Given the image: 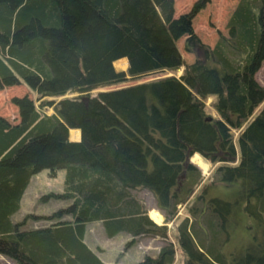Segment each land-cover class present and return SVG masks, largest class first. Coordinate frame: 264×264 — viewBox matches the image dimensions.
Masks as SVG:
<instances>
[{"label":"trees","instance_id":"trees-1","mask_svg":"<svg viewBox=\"0 0 264 264\" xmlns=\"http://www.w3.org/2000/svg\"><path fill=\"white\" fill-rule=\"evenodd\" d=\"M208 2L175 16L173 0H0V90L24 85L32 95L11 97L13 120L0 115V255L12 264H105L84 241L85 225L100 221L106 237L126 233L128 244L145 235L165 240L155 256L129 264H264V87L255 79L264 60V0H238L227 36L211 49L192 27ZM78 8L83 21L73 19ZM181 37L200 55L179 76L90 95L175 71ZM121 58L126 71L113 67ZM63 126L78 129L79 141L69 146ZM70 147L79 158L58 162ZM194 154L216 164L211 182L190 162ZM43 169L51 176L64 169L63 190L52 196L69 203L26 216L49 223L24 229L25 219L10 217ZM234 181L240 192L232 202L211 196L210 187ZM138 190L151 193L162 225ZM238 201L263 228L229 258L227 227ZM181 206L186 215L169 240L167 224Z\"/></svg>","mask_w":264,"mask_h":264},{"label":"rangeland","instance_id":"rangeland-1","mask_svg":"<svg viewBox=\"0 0 264 264\" xmlns=\"http://www.w3.org/2000/svg\"><path fill=\"white\" fill-rule=\"evenodd\" d=\"M195 1L196 0H173L174 15L178 16L181 13L187 12ZM237 1L238 0H209L205 7L193 18V32L206 49H211L220 36H227L226 22ZM86 16L85 11L78 8L74 13L73 19L83 21ZM184 40L185 37H181L176 41L174 46L173 56L175 57V63L181 64V66H179L175 71H167L162 76L149 75L139 80L98 88L93 90L90 95L95 96L101 91L123 88L161 77L179 76L183 69L182 64L192 63L200 55V52L195 51V49L191 51L186 50L184 47ZM120 61L122 63L125 62L124 60ZM114 62L113 67L116 71H126L127 62L125 66H119L116 62ZM255 79L261 86L264 87V60L255 74ZM24 93H28L29 96H32L24 85L8 87L0 90V115L9 120H13L14 117H16V109L10 103V99L12 96H20ZM75 95L76 94L69 93L65 97H73ZM212 100L213 98H208L206 104L208 105ZM51 112V109L46 110L47 114H51ZM207 112L209 116L216 117V113L213 109L208 107ZM64 130L66 131L65 142L69 144V146L75 144L77 139L80 138V132L78 133L75 130L67 129L66 127H64ZM62 150L64 151V149ZM65 151L68 152L69 156L65 155V157L58 160V162L61 163L65 160L75 161L79 158L76 154V148L70 147V149ZM65 153L66 152H64V154ZM38 154L47 158L51 157L50 154L48 155L47 152L43 150L38 151ZM195 156L199 158V162L194 159ZM60 158L61 156H58L57 159ZM58 162L54 161L52 164ZM190 162L200 170L203 180H205L206 183H209L214 179L213 172L216 164L204 160L198 154H194L190 158ZM63 180L64 169L57 170L54 176L49 175V171L47 169H43L35 173L31 177L29 184L25 189L20 201L19 209L10 217L11 222H21L25 219V224L23 226L24 229H33L47 225L49 222L43 218H26V216L50 215L55 210L61 207H66L69 203L68 201L56 199L52 196L53 193H58L63 190ZM210 190L211 196L219 197L223 200L232 202L233 199L239 196L240 182L234 181L227 185L216 184L213 187H210ZM133 193L143 203L150 218H152L150 215L152 210H156L161 215V221H153H155L158 225H162L164 217L162 213L157 210L155 200L151 193L146 190H138ZM232 212L233 213L229 216V223L227 227L230 237L224 248L228 251L229 258L231 257L230 254L245 250L249 244L255 243L256 240H251L252 236L255 237L256 234L259 235L263 228L261 224H258L253 218L247 216L242 211L240 201L232 206ZM185 215L186 208L181 206L178 213V220H176L174 224H167L169 240L173 239V233L175 232L176 225ZM64 218L69 217L65 216ZM259 239L261 240V238ZM84 240L88 247L105 264H129L142 260L144 255L155 256L160 247L165 243V240L160 237L145 235L135 239L133 244H128L131 240V236L122 232L113 237H106L100 221H93L85 225ZM244 253H246V251ZM0 264H12V262L0 255ZM174 264L181 263L177 260Z\"/></svg>","mask_w":264,"mask_h":264},{"label":"bare ground","instance_id":"bare-ground-1","mask_svg":"<svg viewBox=\"0 0 264 264\" xmlns=\"http://www.w3.org/2000/svg\"><path fill=\"white\" fill-rule=\"evenodd\" d=\"M120 60H124L125 62H121ZM119 66L120 65H122V66H125L126 65V62H127V60H126V58H121V59H118V60H116L115 61ZM114 62V63H115ZM72 130H75L76 132H80V131H78V129H72ZM194 159L197 161V162H199V158L197 157V156H195L194 157ZM150 215L152 216V220H157V221H161V215L156 211V210H152L151 211V213H150ZM150 217V216H149ZM155 222V221H154Z\"/></svg>","mask_w":264,"mask_h":264},{"label":"crops","instance_id":"crops-1","mask_svg":"<svg viewBox=\"0 0 264 264\" xmlns=\"http://www.w3.org/2000/svg\"><path fill=\"white\" fill-rule=\"evenodd\" d=\"M79 141V139H77V142ZM153 209V208H152ZM84 238H85V234H84Z\"/></svg>","mask_w":264,"mask_h":264}]
</instances>
